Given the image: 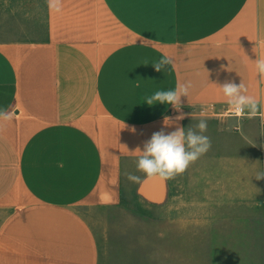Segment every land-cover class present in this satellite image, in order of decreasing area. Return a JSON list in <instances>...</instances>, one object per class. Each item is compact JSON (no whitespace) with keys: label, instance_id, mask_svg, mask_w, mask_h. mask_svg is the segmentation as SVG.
Here are the masks:
<instances>
[{"label":"crops","instance_id":"obj_1","mask_svg":"<svg viewBox=\"0 0 264 264\" xmlns=\"http://www.w3.org/2000/svg\"><path fill=\"white\" fill-rule=\"evenodd\" d=\"M61 4L0 0V109L13 114L0 121V264H112L129 198L153 204L143 264H264V121L230 113L220 87L243 82L264 105V0ZM163 55L174 66L157 72ZM187 81L185 119L146 103ZM201 118L211 148L182 174L136 170L154 132Z\"/></svg>","mask_w":264,"mask_h":264},{"label":"clouds","instance_id":"obj_2","mask_svg":"<svg viewBox=\"0 0 264 264\" xmlns=\"http://www.w3.org/2000/svg\"><path fill=\"white\" fill-rule=\"evenodd\" d=\"M48 6L51 10L60 12L62 9L61 0H48ZM168 65H173L172 57L163 55L158 61H154L152 66L157 72H161ZM255 67L258 75L264 78V58L255 61ZM224 96L227 99L230 112L237 116H247L255 118L260 116L264 121V105L250 95H246L247 88L243 82L237 85L234 82L227 81L220 86ZM192 82L178 83L175 90L157 91L152 96L146 98V103L152 106L156 103L168 104L180 113L175 117L176 121L185 119L186 115L182 112L181 97H188ZM204 116V113H201ZM13 114L0 109V121L11 122ZM169 118H165V125H168ZM127 127L124 125L123 128ZM198 129V131H197ZM135 132V128L130 129ZM207 131V120L201 118L195 128H185L177 126L174 131L166 133L165 131L154 132L147 140L143 149L137 148L140 155L137 158L136 170L144 173L146 177H159L162 180L174 179L175 176L182 174L191 163L204 155L211 148V140L204 135ZM127 179L134 183H139L141 177L128 173ZM257 180L264 179V173H258Z\"/></svg>","mask_w":264,"mask_h":264},{"label":"rangeland","instance_id":"obj_3","mask_svg":"<svg viewBox=\"0 0 264 264\" xmlns=\"http://www.w3.org/2000/svg\"><path fill=\"white\" fill-rule=\"evenodd\" d=\"M126 205H128L129 211L126 210L115 215L116 222L113 226V237L109 240L115 254L112 264H128L129 260H132L130 264H143V261L137 258L139 254H148L153 251L154 222L151 212L153 204L137 198H129ZM138 206H147V209L140 208V210H146V213L136 214L133 208ZM165 225L163 224V226ZM162 231L163 238L169 237L168 225L166 229L163 227ZM132 254H134L133 258L130 256ZM122 256L126 258H122ZM148 258L149 256H147L145 264H153ZM123 261H126V263Z\"/></svg>","mask_w":264,"mask_h":264},{"label":"built area","instance_id":"obj_4","mask_svg":"<svg viewBox=\"0 0 264 264\" xmlns=\"http://www.w3.org/2000/svg\"><path fill=\"white\" fill-rule=\"evenodd\" d=\"M231 113V112H230Z\"/></svg>","mask_w":264,"mask_h":264}]
</instances>
